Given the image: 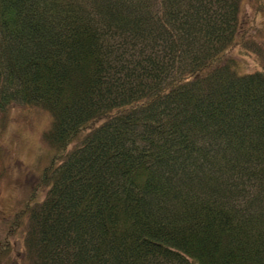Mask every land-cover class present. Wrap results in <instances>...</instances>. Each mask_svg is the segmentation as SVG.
I'll return each mask as SVG.
<instances>
[{
	"label": "trees",
	"instance_id": "obj_1",
	"mask_svg": "<svg viewBox=\"0 0 264 264\" xmlns=\"http://www.w3.org/2000/svg\"><path fill=\"white\" fill-rule=\"evenodd\" d=\"M243 3L0 0V110L52 117L47 193L16 222L32 264H264V66L230 54Z\"/></svg>",
	"mask_w": 264,
	"mask_h": 264
},
{
	"label": "rangeland",
	"instance_id": "obj_2",
	"mask_svg": "<svg viewBox=\"0 0 264 264\" xmlns=\"http://www.w3.org/2000/svg\"><path fill=\"white\" fill-rule=\"evenodd\" d=\"M241 23L244 37L230 54L241 72L251 73L264 66V0H244ZM51 124L46 110L20 100L0 110V249L10 247L4 253L8 264H32L24 250L25 228L16 222L27 202L42 201L47 193L41 181L55 154L45 140Z\"/></svg>",
	"mask_w": 264,
	"mask_h": 264
}]
</instances>
